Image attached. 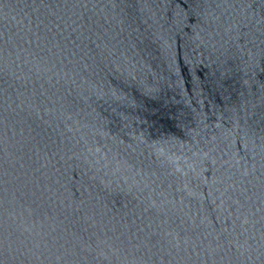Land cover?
I'll return each instance as SVG.
<instances>
[{
	"label": "water",
	"instance_id": "obj_1",
	"mask_svg": "<svg viewBox=\"0 0 264 264\" xmlns=\"http://www.w3.org/2000/svg\"><path fill=\"white\" fill-rule=\"evenodd\" d=\"M0 264H264V0H0Z\"/></svg>",
	"mask_w": 264,
	"mask_h": 264
}]
</instances>
